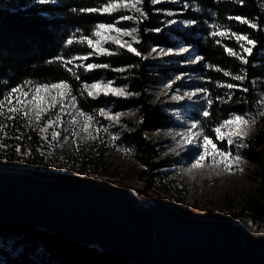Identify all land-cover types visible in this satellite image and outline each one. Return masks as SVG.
Listing matches in <instances>:
<instances>
[{"label": "trees", "instance_id": "trees-1", "mask_svg": "<svg viewBox=\"0 0 264 264\" xmlns=\"http://www.w3.org/2000/svg\"><path fill=\"white\" fill-rule=\"evenodd\" d=\"M109 2L111 0H47L45 3L0 0V102L17 86L63 81L77 97V107L94 117L106 105H112L115 111L134 107L139 121L125 138L133 145L140 163L147 169H155L162 166V162L155 160L157 150L145 133L167 128L172 121L159 105L148 100V90L158 82L157 75L167 79L168 67L175 74L196 72L203 79L201 87L207 91L209 113L197 119L203 133L220 149H227L226 142L216 140L213 130L231 115L255 109L260 93L264 92V0H173L156 4L153 0H142L140 12L134 13L136 21H140L136 23L139 40L134 47L141 55L113 43L107 44L113 54L89 55L94 50L86 41L81 43V38L93 37L98 24L113 23L120 13L85 10L101 9ZM170 9L195 23L184 28L167 25L166 19L170 16L164 11ZM251 23H256L257 28H252ZM156 28L162 31L158 34L152 31ZM221 30L226 33L224 37L212 35ZM231 33L257 41L252 54H245L247 63L239 58L238 52L243 48ZM69 40L73 42L69 44ZM148 44L165 48L193 46L196 55L203 60L198 64L163 66L158 60L144 57ZM226 48H232L237 55H229ZM89 63L108 67L86 71ZM238 75L244 79L236 80ZM101 79L127 85L133 94L89 97L82 85ZM228 84L234 87L229 89ZM247 153L262 172L264 131H258L251 138ZM241 215L264 221L263 187L259 195L246 192L239 210L230 214ZM0 264L146 263L15 221L0 223Z\"/></svg>", "mask_w": 264, "mask_h": 264}, {"label": "rangeland", "instance_id": "rangeland-1", "mask_svg": "<svg viewBox=\"0 0 264 264\" xmlns=\"http://www.w3.org/2000/svg\"><path fill=\"white\" fill-rule=\"evenodd\" d=\"M169 1L173 0H160V2ZM116 2L119 3V0ZM138 7L141 8V4ZM115 12L120 13L119 17H134V20L123 21L116 25L117 27L137 29L134 15L137 11L134 8H122ZM164 12L168 15L172 13L166 22L169 20L178 21V23L172 24L176 27L184 28L191 25L186 26L184 22H192V20L177 16L179 11L175 9ZM114 23L105 22L103 24ZM110 34L115 35V33ZM89 39L95 40L96 37L93 36ZM123 39L134 47L135 42L132 41L131 37H124ZM137 40H139L138 30ZM239 44L248 47L247 41L239 42ZM153 47L165 51L169 48L146 45L147 50L144 57L158 60L157 63L163 66H182L187 64L185 61L189 59V56L194 57L196 55L193 46H190V53L184 56H162L158 52L152 53ZM179 47L189 46H178L172 49L178 50ZM123 48L127 49L126 47ZM242 52L239 51L238 55L240 56ZM167 69V79L157 75L158 82L149 88L148 100L161 107L169 116L172 125L145 133L157 150L158 155L155 160L162 162V166L147 169L137 159L133 145L125 138L133 132L135 124L139 121L137 109L134 107L115 111L112 105H106L104 108L111 110L109 115L115 116V113H121L118 122H110L106 117H101L98 111L95 117L90 115L93 120L89 122L90 126L87 131L83 129L85 117H77V122L70 125L69 121L72 116L63 115L61 117L63 125L69 131L62 133L59 141L51 140L52 129H48L45 133L39 131L41 127L45 126L47 120H55L56 115L60 112L59 103L39 122L30 123L28 118L23 115L26 110L23 108L15 114V119H9L8 117L13 115L9 111L10 108H21V105L15 103L17 97L21 96L23 92L32 91L36 85L48 84L26 83L13 88L18 89L15 93L11 89L0 102V173L25 175L73 187L126 188L141 204L158 203L182 218L196 221L222 223L235 221L248 234L264 237V221L249 215L230 216L232 212L239 210L241 198L246 192L259 195L260 188H264V156L261 166L263 171L260 172V166L251 160L247 153L251 138L258 131H264V116L260 115V112L264 111V92L260 93L255 109L248 110L245 114H233L226 119L228 120L234 115H241L245 116L246 119L251 117L255 121L248 134L240 141L242 144L240 152L245 162L232 171L223 170L224 174L219 177L213 176L211 179H204L203 181H191L184 173L194 163L193 157L198 154L197 149L194 146L181 148L180 145L183 141L176 134L187 133L190 125L197 122L199 116H203L202 113L207 110V91L195 96L191 101L187 98L183 101L171 100V95L195 92L197 88L203 89L201 87L203 79L196 72L179 73V75L184 76V80L177 82L173 89H165V84L169 80H174L175 76L178 75L172 72L170 67ZM97 81L105 83L113 81V87L126 88L130 95L133 94L127 85L118 84L114 80L101 79ZM93 82H89V84ZM51 95H55V90H52ZM65 102L70 105L71 97H65ZM66 112L74 114L76 109L68 107ZM98 127L100 128L99 131H97ZM105 127L109 129L107 133L103 131ZM56 130H60L59 125ZM236 130L233 128V131ZM193 131L203 133L200 123L199 127ZM74 133L78 135H74ZM113 134H118L119 139L112 140ZM64 135H67V140L63 138ZM44 136H47L48 140L43 139ZM90 136L96 138L91 139ZM214 143L218 147L217 143ZM17 146H19L20 151H17ZM209 148V155H211L212 145ZM124 149H128V151L126 152ZM224 151H228V145ZM231 151L235 155L236 148L233 147ZM211 163V160L206 158V165H211ZM219 168L222 169V167ZM241 168L243 171L240 170Z\"/></svg>", "mask_w": 264, "mask_h": 264}, {"label": "water", "instance_id": "water-1", "mask_svg": "<svg viewBox=\"0 0 264 264\" xmlns=\"http://www.w3.org/2000/svg\"><path fill=\"white\" fill-rule=\"evenodd\" d=\"M15 221L146 264H264V237L141 204L126 188L0 173V223Z\"/></svg>", "mask_w": 264, "mask_h": 264}, {"label": "snow or ice", "instance_id": "snow-or-ice-1", "mask_svg": "<svg viewBox=\"0 0 264 264\" xmlns=\"http://www.w3.org/2000/svg\"><path fill=\"white\" fill-rule=\"evenodd\" d=\"M41 3L47 2V0H40ZM160 0H153V3H159ZM141 4V0H119V3L116 2V0H111V2L103 7V9H87L85 11H102L103 13L111 14L119 9H127V8H134L137 12H140V7L138 5ZM143 15V13H141ZM169 15H172V13H169ZM231 19V17H230ZM235 19L239 20L242 23H249L248 20L242 19L241 17H235ZM128 20H134L133 16H121L118 20L115 21L114 24H98L96 26V30L94 32V36L96 37L95 40L89 39L87 37L81 38V43L87 42L88 46L94 50V53L97 55H103V54H113L110 53L108 48L105 47L108 43H113L117 45L118 47H126L129 51L134 52L137 56H140L141 53L136 50L132 46L131 43H128L123 38L124 37H131L133 42H138L137 40V29L136 28H120L116 25L122 23L123 21ZM140 21H136V23H139ZM178 21L175 20H169L167 21L168 25L176 24ZM187 26L188 24L195 23L192 22H184ZM252 28H257L256 23H251L250 25ZM155 33H160L162 31L161 28L153 29ZM110 33H115V35H111ZM214 36H220L224 37L226 33L224 31H215L212 33ZM232 36H235V39L237 42L247 41L248 47H244L243 44L241 45L243 47V53L240 54L239 58L244 62L247 63V60L245 58L246 55H251L252 51L257 43V41H254L253 39H250L249 37L237 33H231ZM73 41L69 40L68 43L71 44ZM219 43V41H217ZM159 53V55L162 56H169V55H179L184 56L185 54L190 53V46L189 47H179L178 50H174L172 48L167 49L166 51L163 49H158L157 47L152 48V53ZM226 52L229 55L236 56L237 53L233 51L232 48H226ZM151 55V53H150ZM89 57H83V59L87 60ZM203 57L200 55H195L194 57L189 56V59L185 61L187 64H198L202 62ZM97 67H108V65H95V64H87L86 71L93 70ZM73 75H76V73H73ZM225 75H229V73H225ZM79 79V77H77ZM236 80H242L244 79L243 76H236ZM184 80L183 75H176L174 80H169L167 84H165V89H173V86L180 81ZM113 81H97L93 82L91 84L84 83L82 85L83 89L87 91V95L93 99L98 98L100 95H112L116 97H126L127 95H130V93L127 91L126 88H117L113 87ZM229 89L233 88L234 86L232 84L226 85ZM52 90H55V95H51ZM18 89H12V92H17ZM206 90H203L201 88H197L195 92H184L182 95H171L170 99L173 101H183L186 98L191 101L193 98L197 95L205 93ZM247 91V89H245ZM71 97V103L66 104L65 97ZM77 97L71 94V88L68 83L66 82H59V83H53V84H45V85H36L35 88L30 92H23L21 96L17 97L15 100V103L18 105H21V108H10L9 111L13 114L9 116V119H15V114L19 113L22 108L26 109L23 112V115L28 118L29 122H39L43 118V116L47 115L52 108L56 107L59 103L60 105V112L56 115L55 120L49 119L46 121L45 126L41 127L39 131L41 133H45L48 129L51 130V140L52 141H59L61 139L62 133H66L69 131L68 128H65L63 125V121L61 117L63 115H71L72 119L69 121V124H75L77 122V117H85V122L83 124V129L87 131L89 129V122L93 120L92 116H86V114L79 110L76 104ZM208 103L210 104L211 101L209 100ZM72 108L76 109V112L69 113L66 112V108ZM111 110H106L105 108H101L99 110V115L101 117H106L110 122L111 121H117L119 120L121 113H115V116L109 115V112ZM34 113V115H32ZM203 116L207 117L209 115L208 111L205 110L202 113ZM247 115V114H246ZM261 116H264V111L260 112ZM251 121V122H250ZM255 121L249 118H245V116L241 115H234L228 120H225L222 122V124L218 127H216L213 131L216 134V140L220 142H226L228 145V151H224L218 147H216L213 140L209 138L208 135L203 134L202 132L193 131L199 127V122H194L190 125L187 133L180 134L177 133V137L182 139L183 143L180 145L181 148L185 147H195L197 149V153L194 157V163L197 166L206 165V158L211 160V165L222 167L225 171H232L234 168L238 167L241 163L245 162L244 157L242 156L240 152V148L242 147V144L240 141L243 139L244 136L248 134L249 129L254 125ZM59 125L60 130H56L57 126ZM233 128L237 129L236 131H233ZM227 129V131H225ZM100 128H97V131H99ZM104 132H108L109 129L107 127L103 128ZM171 134V133H169ZM74 135H78L75 134ZM65 140H67V135H64L63 137ZM91 139H95L96 137H89ZM112 140H118L119 135L113 134ZM43 139L48 140L47 136H44ZM212 145L211 149V155L209 146ZM49 146H52L49 144ZM235 147L236 153L235 155L232 154L231 149ZM17 151H20L19 146H17ZM124 151H128V149H124ZM243 171V169H240Z\"/></svg>", "mask_w": 264, "mask_h": 264}, {"label": "clouds", "instance_id": "clouds-1", "mask_svg": "<svg viewBox=\"0 0 264 264\" xmlns=\"http://www.w3.org/2000/svg\"><path fill=\"white\" fill-rule=\"evenodd\" d=\"M191 181H203L204 179H211V177H219L223 175V169L214 165L197 166L195 163L191 165L190 169H186L184 173Z\"/></svg>", "mask_w": 264, "mask_h": 264}, {"label": "bare ground", "instance_id": "bare-ground-1", "mask_svg": "<svg viewBox=\"0 0 264 264\" xmlns=\"http://www.w3.org/2000/svg\"><path fill=\"white\" fill-rule=\"evenodd\" d=\"M94 189H95V188H94ZM143 207H146V206L143 205ZM169 211H170V210H169ZM208 223H209V222H208ZM231 223H236V222L234 221V222H231Z\"/></svg>", "mask_w": 264, "mask_h": 264}]
</instances>
